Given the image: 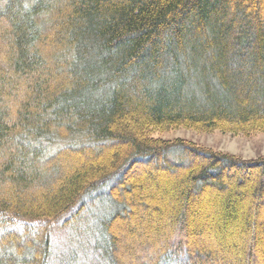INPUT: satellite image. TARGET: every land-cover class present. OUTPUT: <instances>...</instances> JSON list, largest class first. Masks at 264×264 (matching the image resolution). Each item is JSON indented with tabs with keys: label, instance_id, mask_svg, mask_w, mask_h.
<instances>
[{
	"label": "trees",
	"instance_id": "obj_1",
	"mask_svg": "<svg viewBox=\"0 0 264 264\" xmlns=\"http://www.w3.org/2000/svg\"><path fill=\"white\" fill-rule=\"evenodd\" d=\"M176 128L264 133V0H0V264H264V156Z\"/></svg>",
	"mask_w": 264,
	"mask_h": 264
},
{
	"label": "rangeland",
	"instance_id": "obj_2",
	"mask_svg": "<svg viewBox=\"0 0 264 264\" xmlns=\"http://www.w3.org/2000/svg\"><path fill=\"white\" fill-rule=\"evenodd\" d=\"M153 137L161 138L164 140H170V141H175L178 139L186 140L195 143L200 147L217 152L235 155L244 160L257 159L259 157L264 156L263 132L244 135V134L223 133L221 131L202 132L187 128H176L163 132H155L153 134ZM166 232L168 233L167 236L164 238L166 243L168 242L175 243L180 240H183V236L179 234L177 231H175L174 227H170V230L168 228ZM116 236H118V239L120 241L119 244L121 247L120 249L123 256L124 264H143L147 259L151 258V254L153 253L150 250L149 251L143 250V248H141V245L136 246L135 249L137 251L130 250L129 249L131 248L130 244H128L127 246L125 245V243L122 242L123 237L125 238V242H126L127 235L124 236L123 233L117 232ZM129 243H131L130 240ZM247 244H248L247 238L243 237V249L247 248ZM209 249L214 251L216 247L214 245ZM217 249L220 248L218 247ZM131 251L133 253H130ZM214 257L215 260L213 264H230L234 259L232 252H230L227 255L226 253L220 252V250L219 252L214 251ZM245 262L246 261L242 262V264H245ZM254 264H260V263L255 262Z\"/></svg>",
	"mask_w": 264,
	"mask_h": 264
}]
</instances>
